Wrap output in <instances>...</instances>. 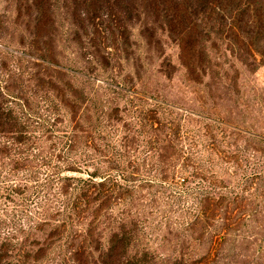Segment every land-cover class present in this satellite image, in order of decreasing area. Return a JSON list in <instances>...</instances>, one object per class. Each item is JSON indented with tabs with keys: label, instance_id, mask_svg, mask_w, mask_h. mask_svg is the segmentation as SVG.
I'll use <instances>...</instances> for the list:
<instances>
[{
	"label": "rangeland",
	"instance_id": "1",
	"mask_svg": "<svg viewBox=\"0 0 264 264\" xmlns=\"http://www.w3.org/2000/svg\"><path fill=\"white\" fill-rule=\"evenodd\" d=\"M77 1L52 8L53 59L82 99L103 87L86 124L96 123L101 105L119 108L116 120L104 123L103 135L113 141L96 143L113 159L103 169L126 167L132 175L127 210L137 232L143 229L146 264L181 257L190 264L211 249L210 264H264V0H93L92 20L75 18L74 10L84 8ZM170 22L191 28L206 65L197 74L182 64L185 45L169 35ZM23 25L16 4L0 0V70H8L0 72V84L13 89L29 78L34 61ZM116 152L124 164L110 156ZM92 155L99 154L85 150L71 159ZM181 176L189 181L179 183ZM172 178L176 188L168 187ZM213 188L225 199L208 202ZM208 208L212 219L197 221ZM216 232L227 236L225 243ZM140 243L131 256L143 252ZM49 255L35 264L68 256L64 248Z\"/></svg>",
	"mask_w": 264,
	"mask_h": 264
},
{
	"label": "trees",
	"instance_id": "2",
	"mask_svg": "<svg viewBox=\"0 0 264 264\" xmlns=\"http://www.w3.org/2000/svg\"><path fill=\"white\" fill-rule=\"evenodd\" d=\"M8 1L16 4L17 19L24 24L21 35L27 34L28 48L35 54L29 78L20 81L18 88L0 84V264H35L44 258L50 259L53 250L62 248L68 254L65 255L68 262L64 256L59 264L148 263L149 249L138 238L144 235L143 229L137 232V222L132 219L134 215L127 210V200L135 190L130 186L134 182L130 179L132 175L126 167L103 169V164L113 159L96 143L113 141L112 137L109 140L103 135L104 123L116 120L119 108L101 105L97 109L96 123L86 124L90 121L88 114L95 104V95L103 87H97L90 96L82 99L84 94L79 91V86L66 80L67 73L53 59L49 41L53 28L52 8L57 1L63 0ZM64 1V7H67V0ZM77 2L84 8L74 10L75 18L92 20L93 0ZM219 7V4L215 5V9L220 10ZM76 27L81 29L83 26L76 24ZM190 31L189 26L178 28L172 22L168 23L169 35L175 36L181 47L186 46H183L186 55L181 58L182 64L197 74L206 65L205 59L196 55V43ZM249 35L250 30L246 31V36ZM1 70V74L8 71L3 67ZM23 76L21 71L18 79ZM27 85L30 93L25 92ZM85 150L99 155L71 159L73 153L83 156ZM110 156L117 157L120 164L126 161L119 152ZM64 172L72 174L65 175ZM213 177L223 183V176L218 172ZM178 181L182 184L189 180L181 176ZM161 184L167 183L161 180ZM170 186L176 188L175 178L170 181ZM218 194L213 188L206 200L225 199ZM233 196L234 201L240 198L238 193ZM115 208L118 213H113ZM209 210L201 212L196 220H211L212 215L206 214ZM222 232L216 234L220 242L225 243L227 236ZM137 241L140 243L138 248L143 246L145 249L136 254L138 257L131 256ZM213 251L211 249L190 264H210ZM182 258L171 264H188Z\"/></svg>",
	"mask_w": 264,
	"mask_h": 264
}]
</instances>
